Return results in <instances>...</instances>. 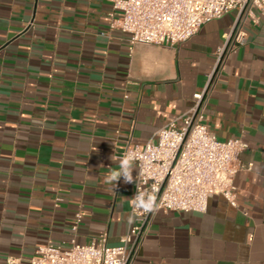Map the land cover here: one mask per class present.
<instances>
[{
    "label": "crops",
    "instance_id": "obj_1",
    "mask_svg": "<svg viewBox=\"0 0 264 264\" xmlns=\"http://www.w3.org/2000/svg\"><path fill=\"white\" fill-rule=\"evenodd\" d=\"M111 10L110 0H0V264H30L50 241L107 233L119 245L135 183L114 192L105 176L128 143L143 147L206 89L209 131L250 145L238 206L214 195L205 213H155L132 264H264V17L220 60L237 11L177 45L131 50Z\"/></svg>",
    "mask_w": 264,
    "mask_h": 264
},
{
    "label": "built area",
    "instance_id": "obj_2",
    "mask_svg": "<svg viewBox=\"0 0 264 264\" xmlns=\"http://www.w3.org/2000/svg\"><path fill=\"white\" fill-rule=\"evenodd\" d=\"M111 29L129 36L131 50L138 45H177L193 37L203 25L237 11V20L226 35V51L245 43L246 23L264 17V0H110ZM219 64V63H218ZM214 74L209 75V83ZM207 90V89H206ZM206 90L194 95L193 108L183 117L160 128L143 147L128 143L122 159L134 153L138 173L136 192H151L158 209L142 213L131 207L136 219L119 245L108 243L103 233L89 244L73 238L69 243L52 241L39 245L30 264H132L147 234L152 216L160 211L205 213L214 195L238 206L234 186L236 174L246 167L241 155L250 148L242 138L220 141L206 123ZM133 195V196H134ZM78 213L73 230L82 222Z\"/></svg>",
    "mask_w": 264,
    "mask_h": 264
},
{
    "label": "clouds",
    "instance_id": "obj_3",
    "mask_svg": "<svg viewBox=\"0 0 264 264\" xmlns=\"http://www.w3.org/2000/svg\"><path fill=\"white\" fill-rule=\"evenodd\" d=\"M113 160V156L110 157ZM136 156L134 153L126 154L119 161V169H110L109 173L105 176V183L111 185L110 191H114L118 186V182L123 179L124 183H136V177H133V170L135 167ZM132 206L135 210L142 213H153L157 211V197L151 192H136L130 199ZM136 219L135 215L129 216L128 223L132 224Z\"/></svg>",
    "mask_w": 264,
    "mask_h": 264
}]
</instances>
